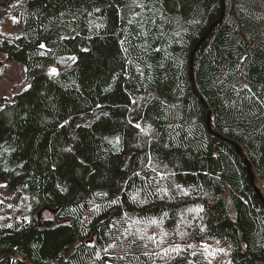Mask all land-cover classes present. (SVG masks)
I'll return each instance as SVG.
<instances>
[{"label": "trees", "instance_id": "obj_1", "mask_svg": "<svg viewBox=\"0 0 264 264\" xmlns=\"http://www.w3.org/2000/svg\"><path fill=\"white\" fill-rule=\"evenodd\" d=\"M225 6L207 35L222 0H0V52L27 83L0 103V185L30 204L0 226V264H129L106 240L122 217L179 246L152 264H264L245 163L264 193V0Z\"/></svg>", "mask_w": 264, "mask_h": 264}, {"label": "rangeland", "instance_id": "obj_2", "mask_svg": "<svg viewBox=\"0 0 264 264\" xmlns=\"http://www.w3.org/2000/svg\"><path fill=\"white\" fill-rule=\"evenodd\" d=\"M70 58L72 57H62L57 66L47 70L49 75L54 77L70 69L74 64V60ZM1 65L6 67L7 78H4L0 83V103L3 100L10 101L14 93L22 91L27 87L26 68L22 63L16 61L7 62V55L0 52ZM53 68L56 69L57 74H51V69ZM103 114V111H99L93 115L86 116L80 121V124L89 126ZM259 188L262 190V183H260ZM123 191L124 187H122L118 196L119 199ZM262 194L264 195L263 191ZM29 211L30 204L27 193L23 194L22 199H15L14 194L9 193L3 185H0V226L8 227L15 220L20 222L27 220ZM99 211L100 207L96 203H91L89 209L81 213L83 231H87L88 226ZM157 226L160 227L158 224L148 226L145 234V230L142 232V230L136 228L137 226L134 222L128 220L126 217H122L110 224L106 232V240L110 245L120 249L127 263L152 264L159 255H162L163 258L170 256L173 249L177 247L173 246L176 242H168V236ZM133 236L138 238H134ZM185 237L184 235H180L177 239L183 243ZM214 245L216 247L213 248L211 255L217 257V246H223L216 243ZM165 246L168 248H164ZM225 259L228 260V255H226Z\"/></svg>", "mask_w": 264, "mask_h": 264}, {"label": "water", "instance_id": "obj_3", "mask_svg": "<svg viewBox=\"0 0 264 264\" xmlns=\"http://www.w3.org/2000/svg\"><path fill=\"white\" fill-rule=\"evenodd\" d=\"M222 1H223V9H222L221 17H220V19L218 20V22H217V23L211 28V30L207 33V35H209V34L211 33V31H212L217 25H219V24L224 20V18H225V13H226V10H225V9H226V6H225V0H222ZM203 41H204V39H203V40L199 43V45L197 46L196 50H195L194 53H193V56H194V54L196 53L197 49L199 48V46L202 44ZM192 62H193V58H192ZM191 69L193 70V67H192ZM191 78H192V80H194L193 76H192ZM210 119H211V114L209 115V120H210ZM231 143H232V145H234V146L236 147V149H237V153H238L242 158L245 159L242 148H241L239 145H237L236 143H234V142H231ZM245 163H246L247 168H248V175H249L250 181H251L252 185L254 186V188H255V190H256V193H257V196H258L259 200H260V201L262 202V204L264 205V195L262 194L261 189L258 188V187L256 186V184H255V175H254V172H253V169H252V165H251V163H250L247 159H245ZM40 216H41V213H40Z\"/></svg>", "mask_w": 264, "mask_h": 264}, {"label": "snow or ice", "instance_id": "obj_4", "mask_svg": "<svg viewBox=\"0 0 264 264\" xmlns=\"http://www.w3.org/2000/svg\"><path fill=\"white\" fill-rule=\"evenodd\" d=\"M14 22H15V21H14ZM40 47H44V45H40ZM70 59H73V60H74L75 58L72 57V58H70ZM51 74H57L55 68L51 69ZM136 126L139 127V125H136ZM199 211H202V209H199ZM165 215H167V213H165ZM152 223H156V221L153 220ZM150 239H154V238H150ZM205 248L207 249V246H205ZM173 251H177V252H179V251H180L179 246H177L176 248H174ZM193 255H195V253H193ZM210 255H211V253H210Z\"/></svg>", "mask_w": 264, "mask_h": 264}]
</instances>
